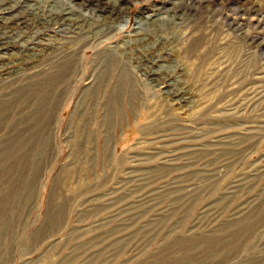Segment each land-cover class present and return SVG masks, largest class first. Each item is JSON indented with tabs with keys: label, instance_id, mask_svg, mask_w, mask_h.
Masks as SVG:
<instances>
[{
	"label": "rangeland",
	"instance_id": "obj_1",
	"mask_svg": "<svg viewBox=\"0 0 264 264\" xmlns=\"http://www.w3.org/2000/svg\"><path fill=\"white\" fill-rule=\"evenodd\" d=\"M69 60L0 122V264H264V0L0 1V108Z\"/></svg>",
	"mask_w": 264,
	"mask_h": 264
},
{
	"label": "bare ground",
	"instance_id": "obj_2",
	"mask_svg": "<svg viewBox=\"0 0 264 264\" xmlns=\"http://www.w3.org/2000/svg\"><path fill=\"white\" fill-rule=\"evenodd\" d=\"M75 1H77V0H75ZM84 1L85 0H80L81 3ZM104 3H106V2H104ZM114 12H115V10H114ZM116 12L120 13V11H118V10ZM112 13L113 12L111 11L110 14H112ZM20 15H22V14H20ZM139 22H140V20H138V22H137L138 25H139ZM124 23H125V20H124L123 24H121V25L123 26ZM56 67L57 68L55 69V71L49 76V78H48L49 80H46V82H42V81H40L41 79L39 78V79H37V80H39V81H37L38 86L33 87V88H29L28 86H31V84H29L26 86V87H28L27 89H26V87L24 88L25 90L23 89V91H25V93L20 92L22 95H20V94L13 95L14 99L12 102L11 101H8L7 103L4 102L3 106L0 108V122L2 123V121H6L12 117L11 116L12 114L10 113V109H12L11 107L13 105H15L16 100L20 99V96H22L21 98H25L28 100H30V99L34 100L35 99V101L37 102L36 104H37L38 108H37L36 114L33 115V113H32L29 116L25 115V117L20 119L21 122H19V126H21V127L19 130H21L22 132H26V131L31 132V130H35V132H42L43 130H45V127H43L40 123H41L42 119H44V117H46V113H47L46 110L50 106L51 102L54 100L56 101V99H59L61 93L64 94L65 90H63V88L65 89V85L67 86V83L72 79L71 77H72V73H73L75 65H74V62L72 60H69V61L59 62V65ZM34 68H36V67H34ZM62 86H63V88L61 89ZM58 102H60V101H58ZM45 108H46V110H45ZM13 112L14 111H12V113Z\"/></svg>",
	"mask_w": 264,
	"mask_h": 264
}]
</instances>
